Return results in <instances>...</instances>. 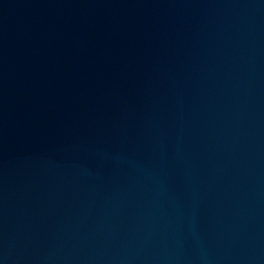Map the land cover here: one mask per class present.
Instances as JSON below:
<instances>
[{
  "label": "water",
  "instance_id": "95a60500",
  "mask_svg": "<svg viewBox=\"0 0 264 264\" xmlns=\"http://www.w3.org/2000/svg\"><path fill=\"white\" fill-rule=\"evenodd\" d=\"M0 264H264V0H0Z\"/></svg>",
  "mask_w": 264,
  "mask_h": 264
}]
</instances>
